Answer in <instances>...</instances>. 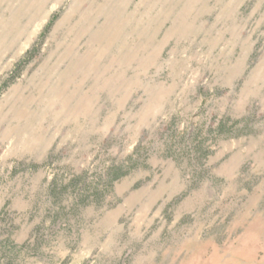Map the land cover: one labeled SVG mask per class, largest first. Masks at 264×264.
Instances as JSON below:
<instances>
[{"label":"rangeland","instance_id":"1","mask_svg":"<svg viewBox=\"0 0 264 264\" xmlns=\"http://www.w3.org/2000/svg\"><path fill=\"white\" fill-rule=\"evenodd\" d=\"M0 264H264V0H0Z\"/></svg>","mask_w":264,"mask_h":264}]
</instances>
